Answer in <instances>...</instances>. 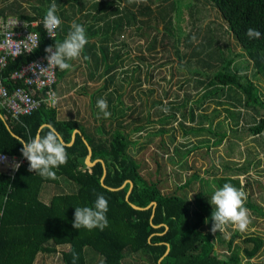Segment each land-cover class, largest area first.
<instances>
[{
  "label": "trees",
  "instance_id": "16d2710c",
  "mask_svg": "<svg viewBox=\"0 0 264 264\" xmlns=\"http://www.w3.org/2000/svg\"><path fill=\"white\" fill-rule=\"evenodd\" d=\"M207 1L219 12L228 32L248 57L255 77L264 78V0ZM6 2L9 0H0V4ZM53 2L58 6L57 15L62 24L56 37L47 39L43 18ZM36 3L32 15L25 13L20 0L0 7V16L13 15L27 22H40L34 28L40 35V47L9 61L3 71L5 85L11 91L22 85L20 81L12 82L10 75L44 56L47 47L62 42L71 23L76 21L86 28L89 40L80 57L92 69L91 79L100 82V86L90 94L92 124L74 117L59 118V102L56 107L44 102L32 115L18 119L0 108V153L23 158L14 174L0 171V264H34L37 255L55 253L61 245L69 246L61 253L63 264H86L88 251L101 258L100 264H125L129 259L132 262L129 260L127 264H241V256L252 259L254 255L248 249L243 251V247L235 244L240 237L238 231L229 240L223 233H211L213 207L209 202L214 191L225 183L241 189L240 178L234 177L249 167L232 169L224 165V170L217 169L209 149L221 146L230 133L237 132L241 109L257 115L245 134L264 135V97L259 85L247 73L231 70L232 60L221 49L210 52L200 45L203 49L199 53L191 50L192 55H205L208 61L198 60L202 67L190 71L188 81H195L201 99L192 101V93L188 91L182 101L164 105L163 101L153 99V90H141L143 73L148 80L153 77L151 59L143 54L137 56L146 69L138 63L130 70L124 59L130 58L127 44L130 40L134 50L142 53L146 49L150 55L160 46L170 47L167 55L171 56L172 51L181 65L193 46L192 35L181 24L186 15L184 8L190 7V3L184 4L183 0H36ZM249 28L260 31L261 37L249 39L246 35ZM213 60L218 64H213ZM70 70L58 69L57 85ZM224 97L234 101L224 104ZM100 98L108 103L111 113L108 119L103 118L96 106ZM206 99L223 106L222 120L218 119L221 117L218 109L213 116L198 113V103L204 104ZM177 116L181 118L179 126L183 136L187 139L195 136L202 141L185 152L181 150L186 145L176 146L175 154L182 162L193 150L206 147L202 156L216 170L211 181L202 180L197 171L183 178L172 174L158 161L157 150L152 156L154 169L145 159L131 153L146 136L160 137L158 150L163 156L170 154L172 150L164 136L169 134L166 126L174 124L167 120L175 118L176 121ZM156 122L157 129L153 126ZM48 124L56 128L67 144L68 160L55 169L56 179H43L29 172V162L21 153V142L30 140L38 132L43 134L47 129L42 126ZM75 131L78 132L72 142ZM175 138L176 134L170 136L172 142ZM89 147L92 162L99 160L93 167L85 163ZM49 184L54 185L56 193L45 203L41 199L42 190ZM247 186L251 183L247 182ZM97 194H103L108 200V227L103 231L75 229L72 226L75 207L93 206ZM248 206L264 215L262 207ZM257 238L263 244V238Z\"/></svg>",
  "mask_w": 264,
  "mask_h": 264
},
{
  "label": "rangeland",
  "instance_id": "374dc122",
  "mask_svg": "<svg viewBox=\"0 0 264 264\" xmlns=\"http://www.w3.org/2000/svg\"><path fill=\"white\" fill-rule=\"evenodd\" d=\"M15 1L16 0H9V3ZM20 1L23 5L22 7L25 13L32 15L34 13L32 7L34 5L37 6L36 0ZM9 3L6 2L5 4ZM183 3H190L189 5L191 7L184 8L186 15L184 16V20L181 24L185 31H187L186 33H190L192 35L193 46L190 50H188L189 57L181 64L182 68H180L181 65L178 60H176L172 51L170 52L171 56L167 55L169 53L166 52V50L170 49V47L165 49L160 46L156 53H152V55H150L146 49H144L142 53L134 50L135 45L132 41L129 40V43H127L131 53L128 52V54H130V58L125 56L124 59L129 70L137 66L138 63L141 67L146 69L145 65L140 63L137 59V56L139 57L141 54L150 58L154 64V73L152 78L148 80L146 78V73H143V85L141 90H153V99L163 101L164 105H168L169 103L179 100L182 101L188 91L192 93L190 95L192 101L200 100L201 94L195 89V81L189 83L188 80L191 79L190 71L194 68L202 67V65L198 63V60L203 59L208 61L205 55H192L191 50L196 49L195 52L199 53L200 50L203 49L200 45H204L206 46L207 51L210 52H217L218 48L221 49L224 54L232 60L230 67L231 70H241L242 74L247 73L249 77L259 85L261 94L264 97V78L261 76L255 77V70L251 62L241 50L232 35L228 32L229 30L227 25L222 20L219 12L214 9L212 4L207 0H183ZM5 4L1 3L0 7H3ZM193 37H195V39H193ZM77 61H80V63L82 62L80 59ZM216 63L218 64V62L213 60V64ZM90 70L92 69L84 63H81V68L73 69L71 72L72 78L69 77V82L71 83L70 87L72 88L70 91L72 92L69 91L65 98L60 99V110L62 112L75 108V110L77 109L76 111L79 115H81V120L83 122H87V124H92L94 121L90 117L91 113L88 104L89 99L84 95V92H86V90L91 91L92 89L100 86V82L96 81H92L91 86H85L82 84V81L84 80H82L81 76L85 78L84 75L87 73L88 77V75H91ZM137 75L138 73L135 74V77ZM199 90H202V87H199ZM215 101H217L216 98ZM215 101L213 99H206L204 104L198 103V105H200V110H197L199 111L198 113L203 112L207 115L213 116L215 114V109H218L221 112V117L218 119L222 120L225 117L223 106H218ZM223 101L224 104H228V102H233L234 100H231L229 97H224ZM166 111L168 110H165V112ZM241 111V119L238 130H235L237 132H235V134L233 133V135L230 133L221 146L212 147L209 149V152L212 159H214L212 164H214L217 169L221 168L224 170V165H227L232 169L249 167L240 173L239 176L234 178H240L239 180L242 186L241 189L247 195L246 207L250 210L251 223L248 229L244 232H240L229 226L225 232H223V235L226 240H229L231 236L238 231L240 237L237 238L235 244L243 247V251L245 248L248 249V253L254 255L250 260L246 259L245 256H241V264H264V215H260L258 211L248 206L249 204L257 205L262 207L264 211V135L253 137L245 134V131L252 123V119L257 115H255L253 111L249 113H246L244 109H241ZM155 120L158 121L159 117L157 116ZM180 120L181 118L179 119V116H177L176 121L175 118L167 120L168 123L174 122L173 126L172 124L166 126V129L169 130V134H165L164 136L166 143L172 150L170 154L163 156L162 152L158 150L157 143L160 141V137L149 138L146 136L142 137L139 140L138 145L130 150L131 153L136 155L141 160L145 159L148 166L153 168L154 165L152 162V156L154 151L157 150L159 153L158 161L164 163L167 166V170L172 174L181 175L183 178L185 174H191L193 172L196 173L197 171L200 173L202 180L211 181L213 174L216 173V170L211 167L212 164L208 161V159L202 156L207 150L206 147L193 150L185 160H182V162L180 157L175 154L176 146L182 147L186 145L181 150L182 152H185V150L190 149L192 146L198 144L199 141H202L198 140V137L195 136H191L189 139H187L186 136H183V132L180 131L179 126ZM198 121L199 119L194 123V125H196ZM153 126L155 129L159 128L157 122ZM173 129H175V131H173ZM175 134V141L172 142L170 136ZM234 135H236L237 138ZM134 137L135 139L137 138V136ZM203 138L206 137L203 136ZM210 144H213V142H210ZM171 158H173L174 161H172ZM185 163H187V168L185 167ZM222 173L224 174V171L220 172V174ZM248 177L251 179H247ZM247 182L251 183L250 187L247 186ZM170 185L171 187L173 186L172 182ZM48 191L53 194L56 193L53 186ZM248 235L251 237L250 240ZM257 236L263 238V244H261V240H259ZM245 240H249L247 244L245 243ZM60 256L61 255L59 254V256H56V258L52 259V261L60 264ZM40 259L45 261L46 258L42 257ZM132 259L134 261L138 260L137 258ZM96 261H98V256H96Z\"/></svg>",
  "mask_w": 264,
  "mask_h": 264
},
{
  "label": "clouds",
  "instance_id": "9594fccd",
  "mask_svg": "<svg viewBox=\"0 0 264 264\" xmlns=\"http://www.w3.org/2000/svg\"><path fill=\"white\" fill-rule=\"evenodd\" d=\"M57 12L58 6L53 2L43 18V28L53 38L55 31L62 24ZM246 35L249 39H259L262 34L256 29L249 28ZM88 43L86 28L73 21L64 40L56 42L54 48L49 46L45 49L48 68L56 67L61 71L70 70L72 68L70 61L79 59ZM96 106L103 114V118L111 117L106 99H98ZM42 127L47 131L43 134L38 132L30 140L21 142V153L29 162V172H34L43 179H56L55 169L65 165L68 160L67 144L53 125L48 124ZM246 200V193L231 183H225L217 188L209 199L213 207L210 217L211 233L213 235L217 232L223 233L229 226L240 232L246 231L251 223V214L246 207ZM108 211V200L103 194H97L93 206L75 207L72 226L78 230L84 228L89 231L93 229L103 231L109 224ZM205 223H209V220L206 219Z\"/></svg>",
  "mask_w": 264,
  "mask_h": 264
},
{
  "label": "built area",
  "instance_id": "2783aa9c",
  "mask_svg": "<svg viewBox=\"0 0 264 264\" xmlns=\"http://www.w3.org/2000/svg\"><path fill=\"white\" fill-rule=\"evenodd\" d=\"M39 23L27 22L15 16H0V108L16 119L32 115L44 102L52 107H56L59 102L56 92L58 68H48L47 53L24 64L10 75L12 82L20 81L22 85L11 91L3 81V71L10 60L30 54L40 47V35L34 30ZM56 31L54 37L57 35ZM44 34L47 39L53 38L46 31ZM22 163L23 158L0 153L2 172L14 174Z\"/></svg>",
  "mask_w": 264,
  "mask_h": 264
},
{
  "label": "crops",
  "instance_id": "0c3cea01",
  "mask_svg": "<svg viewBox=\"0 0 264 264\" xmlns=\"http://www.w3.org/2000/svg\"><path fill=\"white\" fill-rule=\"evenodd\" d=\"M2 2V1H1ZM1 5V4H0ZM11 16H13V15H11ZM5 17V16H4ZM78 59H76V60H74L73 62H75V63H71V64H76V65H72V68H71V70L69 71V73H68V75L66 76V77H64L62 80H60L59 81V84L56 86V91H57V95H58V97H59V118H61V119H70V118H72V117H74V118H76V119H82V117H81V115H79V113L75 110V108H72V109H69L68 111H66V112H62L61 110H60V105H61V103H60V99L61 98H65V96H67L68 94V92L70 91V90H72V88L70 87V85H71V83L69 82V77H71L72 78V71H73V69H75V68H81V66H79L80 65V61H77ZM80 60L82 61L81 63H84L85 65H86V63L84 62V60H83V58L82 57H80ZM73 66H75V67H73ZM87 66V65H86ZM84 70V69H83ZM85 71V70H84ZM85 76V78L83 77V76H81L82 77V80H84V81H82V84H84L85 86H91V82L93 81L92 79H91V75H88V77H87V73H86V75H84ZM87 77V78H86ZM89 79H90V81H89ZM86 80V81H85ZM94 84V83H93ZM95 84H97V83H95ZM93 90L94 89H92L91 91L90 90H86V92H84V95L86 96V97H88V99H89V101L88 102H90V94L93 92ZM70 92H72V91H70ZM65 101H67V100H65ZM89 104V103H88ZM74 111H76V112H74ZM61 184H62V180H61ZM52 186H53V189H55V187H54V185L53 184H49V185H47L45 188H43V193H42V195H41V199H42V201H44L45 203H49L50 202V200H51V198H52V196L54 195L52 192L50 193L48 190L50 189V188H52ZM48 192H49V194H48ZM69 246H67V245H61V246H57V250H56V252L55 253H52V254H47V253H41V254H39V255H37V257H36V260H35V262H34V264H59V263H55V262H53L52 261V259H55L56 258V256H59V254L61 255V253L64 251V250H66L67 248H68ZM96 256L97 255H95V254H93V252H91V251H88L87 252V260H86V264H100L101 263V258L98 256V261H96ZM46 258L45 259V261H43V260H41L40 258ZM50 257V258H49ZM60 259H61V256H60ZM130 260V263L132 262V260L131 259H129ZM129 260H127L126 262H124L125 264H127V262L129 261ZM39 261H40V263H39ZM60 264H63V262H62V259H61V263Z\"/></svg>",
  "mask_w": 264,
  "mask_h": 264
},
{
  "label": "water",
  "instance_id": "95a60500",
  "mask_svg": "<svg viewBox=\"0 0 264 264\" xmlns=\"http://www.w3.org/2000/svg\"><path fill=\"white\" fill-rule=\"evenodd\" d=\"M78 131H75L74 133H73V136H72V142L74 141V139H75V134L77 133ZM89 149V154H88V156H87V158H86V160H85V163H86V165L88 166V167H93L97 162H99V160H96V161H94V162H92V160H91V158H92V150H91V148L89 147L88 148ZM101 162V161H100ZM102 164H103V166H105L104 165V163L102 162ZM105 175H106V171H104V175H103V178H102V182H103V180H104V177H105ZM131 188H132V184H131ZM131 188H129L130 190H131ZM130 193V192H129ZM128 193V194H129ZM150 207V206H149ZM137 208V207H136ZM169 251V250H168Z\"/></svg>",
  "mask_w": 264,
  "mask_h": 264
}]
</instances>
